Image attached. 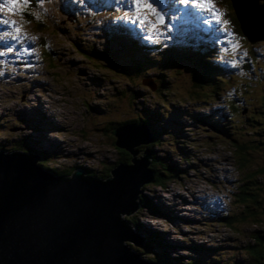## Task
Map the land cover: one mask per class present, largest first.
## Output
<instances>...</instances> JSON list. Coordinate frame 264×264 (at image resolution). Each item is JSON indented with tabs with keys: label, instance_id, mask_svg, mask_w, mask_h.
Listing matches in <instances>:
<instances>
[{
	"label": "rangeland",
	"instance_id": "1",
	"mask_svg": "<svg viewBox=\"0 0 264 264\" xmlns=\"http://www.w3.org/2000/svg\"><path fill=\"white\" fill-rule=\"evenodd\" d=\"M162 1H164L165 6L177 3L169 7L170 9H176L180 4L186 9L190 7L192 9L194 8L191 4V0H189L188 4L183 3L182 0H161V2ZM218 1L224 7L228 6L225 0ZM45 6L49 12V24L47 29L50 33H42L39 35L40 38L46 36L50 51L54 54L57 68L47 72L45 70V62L43 65H40L42 74H38L31 80L34 82L33 88L27 81L23 80L14 83L13 86H8L9 83L2 86L0 83V142L5 143L6 140L12 139L14 135H20L16 133L20 128L16 121L19 111H22L23 114V111L34 109L41 115V121L43 123L47 122V119H49V121L52 120L53 125L46 129V138L56 142L62 147L60 150L62 152V157H60V155L54 156V154L48 156L44 160L51 159L50 161H47V165L53 166L57 164L60 168H68L73 165H87L93 167L98 172H105V168L102 165L104 158H112L116 153L112 141L113 137L112 139L110 138L107 143L108 146L103 145L102 138L93 133V128L96 126L97 122L105 119L136 118L135 116L138 112V107L136 106V113L130 105L125 104V107H123L119 103V101L123 102V99L118 93H116V91L123 85L121 79L114 75L106 76L101 69L97 71L95 68L87 66L77 53L70 49L69 44L72 41H76L81 45L92 46L97 49L100 48L98 43H103V41L98 42L99 38H101V35L98 33L101 32L98 31V28H94L93 25L96 26L106 20H110L111 16L109 14H97L94 15L90 22H85L82 18L75 21L74 17H71L68 14H62L59 11L57 0L46 2ZM195 11L202 13L199 9H195ZM178 14V12H175V16ZM113 17L118 18L117 15H114ZM148 19L149 21L146 23L150 27L151 24L149 22L155 23V21L153 16H148ZM30 20L32 21V19ZM231 21L234 23L233 19H231ZM43 25H45V22ZM27 29L30 32L34 31L31 28ZM187 31H190V27H181L178 29L179 33H186ZM203 34L207 37L212 36L207 30H205ZM102 35L105 36L103 33ZM186 35H189V33H186ZM179 37L181 38L182 36ZM191 43L192 45L195 43V46L203 48L202 50H193L196 57L200 55L209 58L211 63H213L215 57L221 53V48L219 46L209 42L201 41V43H203L201 44L200 41L194 39ZM103 44L106 47L110 46L109 43ZM179 44L175 43V45L181 48V45ZM254 45L256 46V49L260 50L258 54L261 55L257 62L258 66L261 68L258 72V75L262 76L261 83L259 84L258 79H256L257 81L255 80L252 89L243 91L240 94L246 97V102H243L247 103V107H249L251 111H254V108L258 106L260 97H264V88H262L264 85V67L262 63L264 59V37H257ZM197 47L194 49H197ZM242 47L243 44L239 42V48ZM133 53L137 58H140L142 55L141 52ZM43 57H45V55H43ZM123 61L124 60L122 59V62ZM168 68V70L171 69L170 67ZM149 71L154 70L151 69ZM164 73H166V71H164ZM149 76H151L150 73L146 77ZM155 76V79L157 80L158 76ZM146 77L140 76V81ZM168 81L169 83L167 86L175 83H180V87L188 86L185 81L179 82L173 76L170 77ZM145 83H148V81H145ZM149 83L150 87H152L150 80ZM233 83L235 82L228 81L227 84L223 83L222 89L228 88ZM169 88L171 89V87ZM193 92L197 93L195 90ZM143 93L146 95L143 100V106L150 114L154 109L160 107L159 100L167 101V98L170 95L167 94L164 97L162 95H156L153 97L151 93L146 92V90H143ZM171 94H175V92H172ZM175 97L176 96H173L169 99L168 103L171 107H167V111H164L163 124L165 121H168L173 113L179 110H184L185 108L189 109V116H195L199 111L205 110V105H200L202 108L196 111L197 107L192 106L191 104V96H179L182 98L179 102L176 99L172 100V98ZM33 100L41 102L43 109L31 108L34 104ZM83 101L88 102L89 105L95 104L97 112L92 114L89 107H86V104H84ZM135 103L138 106L142 104L140 100H135ZM193 103L196 106H199L195 101H193ZM221 104V99L217 100L214 104V108L221 106ZM240 106H242V109H240ZM231 110L232 121L230 125H235L234 135L238 136L242 141H246L250 137L253 138V134H250V132L245 133V131L251 130L252 127L241 124L244 115L248 112L246 105L238 104ZM50 113L53 115L49 116ZM227 113V108L222 107L221 110L214 114L213 129L211 132H208L206 128H200V126L186 129L181 132L180 134L185 135L190 143H194V145L185 143L187 155L191 158L189 159L191 163L186 159L179 163L181 167L186 169L185 176L170 181L169 183H171L172 186L166 184L167 192L159 187H152L145 192L153 203H155L153 193L156 191L158 197L162 199L164 204L169 206V192H171L170 189H172L171 206L173 207L171 208L174 211L170 212V210L162 208L165 212H168L172 223H176V220H179L178 213H187L189 208L196 207V205H193L190 196L193 197L195 195H200L201 190L213 196L224 193L228 204L231 201L229 210L233 211L230 218H232L234 225H227L219 220L208 222L206 219H201L199 220V224H186L182 221L177 222L175 226H172L158 214H152V217L145 216V214L148 213L140 208H137L136 211L130 214V217L136 218L140 224H149L152 230L169 233L166 236V239L172 241L173 244L178 242L179 239H182L185 241L183 244L194 243L203 248L210 244H213L216 247H221L218 255H220L223 260L234 262L225 264H255L258 262V259L251 258L246 250L244 251V248L250 241V234L253 229L264 230V216H259L261 223H253L251 220L249 222L240 219V215L237 213V209L239 208L241 210V207L237 205L233 194L241 193V191L238 192L237 187L239 185L241 189L244 187L245 184H241V181H244L245 173L243 171L239 172V169L235 166L237 163L232 159V149L230 145L224 140L219 139L221 137L219 136L221 132L220 127L226 129L227 122L230 119V116L225 118L222 116ZM251 115L258 116L252 112ZM25 116L31 124L36 117V114L33 112H26ZM218 121L221 122L219 123ZM152 125L156 126L155 124ZM258 126L259 125H256L254 127ZM167 127L173 128L170 125ZM229 133L231 134V131H229ZM41 139L42 145L51 149L52 143L50 140H46L44 137ZM43 141L45 142L43 143ZM214 141L216 142L210 144ZM6 147L12 148L11 143H8ZM252 147H256V145L250 146L248 150L250 151ZM160 148L164 149L166 146H161ZM160 148L157 150L158 153ZM71 152L73 155H71ZM251 155L257 159L260 157V154ZM211 160L214 162L213 166L207 165L206 162ZM262 161H264V158ZM262 161L260 163H262ZM249 169L253 170L251 167ZM256 178L258 177L256 176ZM208 179L215 180L213 185L220 190L208 185ZM232 185L237 187L229 190ZM248 186L249 185H247V187ZM175 191L185 198L182 203H177L180 207H177L174 201L178 198ZM155 200L157 203L162 202L156 198V196ZM175 207H177L180 212H177ZM160 212H162L161 209ZM201 215L202 214H199L198 217L202 218ZM159 236H162V234ZM143 250L147 249L144 247ZM181 252L184 253L182 256L185 255V253H189V251L186 250H181Z\"/></svg>",
	"mask_w": 264,
	"mask_h": 264
},
{
	"label": "trees",
	"instance_id": "2",
	"mask_svg": "<svg viewBox=\"0 0 264 264\" xmlns=\"http://www.w3.org/2000/svg\"><path fill=\"white\" fill-rule=\"evenodd\" d=\"M225 1L228 5H230L229 0ZM256 6L259 7L262 6V4L258 2V4L256 3ZM28 12L29 11L26 10V14ZM31 19L32 21L30 20L31 24L29 27L34 31L47 29L44 27L42 20L34 18ZM232 19L234 25L238 27L240 22L238 23L234 17H232ZM189 38L191 37L189 36ZM189 38L180 40L170 37L169 41L176 42L178 44L181 43L179 45H181V48H184L186 51L190 46L194 51L203 49L202 47L195 46V44L192 45V43L188 45L187 43ZM73 42L74 49L76 48L77 53L81 57H84L87 66L93 67L97 71L101 69L106 76L114 75L121 79L123 85L116 91V93H118L123 99V102L119 101V103L123 107H125V104L130 105L132 109L135 110V113L136 106L138 107V112L135 116L136 118L130 117L129 119H105L96 123V126L93 128V133L102 138V144L108 146L107 143L114 135L112 132H114L116 128L122 127L121 125L125 126L130 124H141L146 129H148L149 132H151L150 141L144 145L139 144V146L136 148L137 151H140L141 153L143 152L144 148L149 151V163L147 168L152 171V177L147 183H143L142 186H140L141 195H138L136 202L139 204L140 209L145 210L150 215L158 214L160 216H167L168 212H165L162 209V212H160L159 205L153 203V201L146 195L145 191L151 189L152 187H163L170 181L185 176L186 169L181 167L179 163L184 161V159L191 163L189 160L191 158L187 155L185 143L194 145V143H190L185 135L180 134L184 130L192 128L194 125L181 121L176 117H170L168 121H165L164 124L162 123L164 111H167V107H171L168 103L169 99L173 96H176L175 98H172V100L176 99L179 102L180 99H182L179 96L188 95L192 98L190 100L192 106H196L193 103V101H195L197 104H199V106L196 107H201L200 105H205L212 100L218 99L222 95V90H225V88L222 89L223 83L227 84L228 81H234L235 85H230V90L228 92L229 95H232L228 106L230 105V108L233 109L238 104L246 105L248 112L244 115V119L241 124L252 127L251 130L245 131V133L250 132V134H253V138L250 137L246 141H242L238 136L234 135L235 125L232 124L226 129L220 127L221 132L219 136L221 137L219 139L224 140L230 145L232 149V159L237 163L235 166L239 169V172L243 171L245 173V179L244 181H241V184H245L244 187L241 189L240 185L238 187L232 185L230 187L231 189H229L232 190L237 187L238 192L241 191L240 194H233L235 196L237 205L241 207V210L239 208L237 209V213L240 215V219H243L244 221L250 222L251 220L253 223H261L259 216H264V161H262L264 158V97H260L258 106L254 108V111H251V109L247 107V103H245L246 97L244 95H240L241 92L252 89V85L255 83L256 79H258L259 84L261 83L262 76L258 75V72L261 68L257 64L261 55L256 52L255 47H248L249 50L246 56L243 58V62L240 64L234 74H227L226 69L223 66L218 74L220 76L214 77L218 72L215 69H220L218 55L215 57L213 66L211 65V61H209V58L200 56L199 53V56L196 57L194 51L189 52L186 56L184 53H181L177 55L175 59H170L167 57V55H169L167 50L169 45H171L169 42L163 44V51H160V48L158 47L155 56H146V59L131 58L128 63L125 61H117L105 52L85 47L81 44H78L76 41ZM44 43L45 42L42 44L44 51L48 55L53 54L49 47ZM195 47H197V49H194ZM238 57L239 54H234L231 58L237 59ZM52 58L54 59V57ZM175 61H185L186 64L179 67ZM262 63H264V59ZM168 67L171 69L168 70ZM151 69L154 71H149ZM164 71H166V73H164ZM148 72L151 74L149 77L153 82H151L152 87L144 83V80L149 78L146 77L149 74ZM155 75L158 76L157 80L155 79ZM140 76L146 77L142 79L144 84L142 83V80L140 81ZM172 76L175 77L179 82L185 81L188 86L180 87V83L169 84V86H167L169 83L168 80ZM169 87H171V89ZM262 88H264V85ZM143 90L151 93L153 97L156 95H162L163 97L167 94L170 95L168 96L167 101L159 100L160 107L154 109L150 114L143 106V100L146 96L143 93ZM194 90L197 93H194ZM172 92H175V94H171ZM240 99L242 101L239 103ZM135 100H140L142 104L140 106L136 105ZM84 104H86V107H89V110L92 114L97 112L95 109V104L89 105L88 102H84ZM240 109H242V106H240ZM179 111L182 114H186L184 110ZM251 112L258 116L256 117L251 115ZM191 120H194V118ZM152 124H155L156 126ZM168 125L172 126L173 128L167 127ZM256 125L259 126L254 127ZM204 127L205 126L202 128ZM229 131H231V134ZM115 141L116 139L113 142ZM8 142L11 143L12 148H7L5 147V143L0 142V151L3 152L10 149H17L32 153L37 156L44 168L51 169L50 171L58 176H68L74 169L80 168L83 170L84 176L105 180L109 175L108 172L110 169H112L117 163L128 160V158L132 156L127 150L115 147L114 145V149L116 151L115 156L112 158H104L102 165L105 168V172H98L93 167L87 165H73L68 168H60L57 166L60 168L58 169L56 167H46L45 164L47 161H50V158L46 161L44 160L50 156L49 153L43 149L37 148L34 143L26 140L24 135L16 134L15 138L8 139ZM215 142L216 141L211 142L210 144ZM253 145H256V147H252V149L249 151V147ZM161 146H166V148L161 149ZM109 147L112 148L111 146ZM158 148H160L159 153L157 152ZM60 154L62 153H54V156ZM251 154H260V157L257 159ZM60 157H62V155H60ZM261 161L262 163H260ZM250 167L253 170H250ZM256 176L258 178H256ZM247 185L249 186L247 187ZM230 206L231 201L229 202L228 207ZM226 212L227 211H221V216L218 218V220L227 225H231L233 224V220L230 218V215L233 213V211L229 210L228 214L225 215ZM207 214H210L209 211H207ZM126 220L128 227H131L135 232H138V234H140L144 239L145 249L152 251V245L154 241L156 242L159 247V251L155 254H152V256H142L146 259L155 260L158 262L156 264L234 263L232 261L223 260L220 255H218L220 252L215 251V247L208 248L211 251V254H205L204 248L194 243L187 246L189 249V253L187 255L190 257L178 255L175 258L176 262L171 261L167 251L168 244L161 240L159 232L141 227L138 224V220L136 218L126 217ZM263 243L264 230L253 229L250 234V241L244 248V251L246 250L251 258L258 259V262L255 264H261L262 257L264 255ZM197 252H199L198 255L196 254ZM191 253L193 256H191Z\"/></svg>",
	"mask_w": 264,
	"mask_h": 264
},
{
	"label": "clouds",
	"instance_id": "3",
	"mask_svg": "<svg viewBox=\"0 0 264 264\" xmlns=\"http://www.w3.org/2000/svg\"><path fill=\"white\" fill-rule=\"evenodd\" d=\"M50 1H53V0H29L26 6H21L16 11H9L7 6L0 8V21L4 19H7L9 21H15L17 25H20L22 27V30L19 34L21 39H20V42H18L16 40H13L11 36L6 35V32L11 31V29L8 26L4 25L3 23H0V52L5 53V55L0 56V83L2 86L8 83H9L8 86H13L14 83L20 80H23V81H27L28 84L32 86L33 88L34 82H32L31 80L34 79L38 74H42V71H41L42 69H40L41 68L40 65H43L45 62V67H46L45 70L47 72H50L51 70H54L57 68L54 55L53 54L48 55L43 49V45H42L43 42H45L44 44H46L50 49V46L48 45V41L46 40V36L40 38V35H39L42 33H50V31L48 29H44V30L30 32L27 29V28H30L29 26L31 24V21H30L31 18L42 20L43 23L45 22L44 27L48 28L49 12L46 9L45 3L50 2ZM214 2H215V6L221 12L224 13L223 18L229 21V26L231 28V31L235 34L236 39L243 44L242 48H239L235 51L230 52V59L226 55V51H225L226 37L223 35V33L216 31V25H213L211 22L205 23L206 17H205V14L203 13H199L195 10L193 12V9H190L186 12L185 9H181V4L176 9H170L169 7L177 3L171 4L169 6H164V5L159 6L157 4H154L153 6L157 9V11H159L161 15L164 16V23L159 24L157 28L153 30L152 33H149L147 30L149 26L146 23L147 21H149L148 16H153L154 21H156V17L154 15L147 14V20L144 25H140L139 21H134L133 17H134L135 9H134L132 0H57V3L59 4V11L62 14H68L69 16L74 17L75 21H78L80 18H82L84 19L85 22H90V20L94 17V15H97V14H102V15L109 14L111 16L110 20H106L96 26L93 25L94 28H98V31L101 32V33L97 32L98 34L101 35V38H99V40L96 38L98 42L103 41V43H109L110 46L106 47L101 42V43H98V45H100V48L98 49L92 46L89 47V46L83 45L85 47L91 48L93 50L105 52L110 57H113L117 61L122 62V59H123L126 63H128V61L131 58L139 59L134 55L133 52H141L142 55L140 59H146L145 58L146 56H150V57L155 56L158 50V47L160 48V51H163L164 50L163 44L169 42L171 45H169L168 47L167 53L169 55H167V57L170 59H175L177 55L184 53L186 56L189 52H193V50L191 46L187 48V51L184 48L178 47L177 45H175L176 42L169 41L170 37L183 40L184 38H189L190 36L191 38L188 39V43H187L188 45H190L192 40L196 39L200 42L201 41L209 42L221 48V53L218 54V63H219L220 69H215L218 72L214 76V77H218L220 76L218 75L219 71L221 70L223 66L225 67L227 74L229 73L234 74L236 70L238 69V67L240 66V64L243 62V58L246 56L244 55V53L247 54L249 50L248 47H252V46L255 47L256 52L259 53L260 50L256 49V46L254 45V43L256 42L257 37L259 38L262 36H255L256 39L253 42H250L248 40L247 36L243 34L241 24L239 23L240 20L237 16V12L235 10L232 0H229L230 5L226 7L220 4L218 0H214ZM258 2H260V4H263L264 0H256L257 4ZM26 10L29 11L27 14H26ZM175 12H178L179 14L175 16ZM20 13H23V15L21 16ZM114 15L115 16L117 15L118 18L113 17ZM37 16H39V18H37ZM232 17L236 18V20L238 21L239 23L238 27H236L234 23H232L231 21ZM181 27H184V28L190 27V31L186 32V33H189V35H186V33H179L178 29ZM205 30L210 32L212 36L210 37L205 36L203 34ZM102 33L105 36H103ZM179 36H182V37L180 38ZM73 43L74 42L72 41L69 44V47L75 53H77L76 48L74 49L73 47ZM10 47L13 49V51L8 50ZM24 49H27L28 51L25 52L23 51ZM234 54H239V57L237 59L231 58ZM43 55H45V57H43ZM77 55L86 63L84 57H81L78 53ZM52 57H54V59ZM240 60H242V62L238 65ZM233 61H235V63H233ZM175 62L177 65H179V67L184 66L186 64L185 61H175ZM214 62L211 64L212 66L214 65ZM263 67H264V63H263ZM149 80L152 82V79L149 77L144 80V83L145 81H148L149 83ZM36 83H41V82H36ZM142 83H143V80H142ZM147 85L150 86V83ZM231 85H235V83ZM229 90H230V86L228 88H225V90H222V95L218 99H215L209 103H206L204 106L205 110L199 111L195 116H189L188 111L190 110L185 108L184 111L186 112L187 115L180 113V111H177L172 114L171 118L176 117L181 121H184L188 124H192L194 125L192 126V128H196L197 126H200V128H202L203 126H205L204 128H206L208 132H211V130L213 129L214 114H216L219 110H221L222 107H226L228 113L223 114L222 116L224 118L227 116H230V119L227 122V128H229L231 126L230 123L232 121V117H231L232 110L230 108V105L228 106V103L230 102V98L232 97V95L228 94ZM219 99H221L222 101L221 106H217L216 108H214V104ZM33 101H34V104L31 106V108L43 109L42 103H40L39 101H35V100ZM241 101L242 100L240 99L239 103ZM201 108L202 106L197 107L196 111H198V109H201ZM26 112H33L34 114H36V117L34 118L31 124L29 123L28 118L25 116ZM51 115L52 114L50 113L49 116ZM193 118L194 120H191ZM16 121L20 127L16 133L24 135L26 137V140L34 143V145L37 148L47 151L49 155H52L54 153H61L60 151L62 149L61 145L46 138V129L47 127H50L51 125H53L52 120L49 121V119H47V122L43 123L41 121V115L36 110L28 109L26 111H23V114H22V111H19L16 117ZM218 122L220 123L221 121H218ZM42 137L53 142L55 144V147L52 149H49L43 146L41 143ZM112 137H113L112 141H114L116 137L114 135ZM13 138H15V135ZM8 143H9L8 140H6L5 147ZM114 143L115 142H113V144ZM140 144L144 145V143H140ZM138 146L139 144H137L136 146H133V149L137 151L136 148ZM7 148H10V147H7ZM14 151L23 152L25 154H32V153H28L26 151L17 150V149L15 150L10 149L8 151H3V152H14ZM71 155H73L72 152H71ZM142 155H143V152L141 153L140 151H137L134 157L136 159H139L142 157ZM131 157L128 158V161H121V162L132 164V162L130 161ZM37 161H35V164L38 167H40L44 171L51 173L52 176L54 175L57 177H68L69 178L71 177L74 170L79 169V168L74 169L72 173L68 176H60V175L58 176L52 173L50 171L51 169L44 168L39 162L40 161L39 159H37ZM206 163L209 166H213L214 164L212 160L207 161ZM206 163H202V164H206ZM45 165L46 167H50V168H55V167L58 168L57 164L53 166H50L47 164ZM82 175L84 176L83 170H82ZM84 177H88V176H84ZM110 177L111 176L109 174L106 179H111ZM197 181H200V180H197ZM214 181L215 180L213 179H208L207 184L219 189L218 187L213 185ZM168 184L172 186L171 183H168ZM140 186H142V184ZM140 186L138 190V195L140 194ZM166 186L167 185L165 184L163 187H159V188H162L167 192ZM172 193L173 191L169 192L168 200L170 201V204L169 206H166L164 202L162 201V199L158 197L157 192L155 191L153 193L155 204L157 203L155 200V196H156V198L162 201V202L157 203L160 209L166 208L173 212L174 210L171 208L173 207L171 206L172 205V202H171ZM176 194L178 198L174 201L177 207H180V205L178 204L182 203V201L185 200V198L184 196L180 195V193L176 192ZM137 197L134 198V202L136 204H137L136 202ZM190 197L192 199L193 205H196V207L189 208L188 209L189 211L187 210V213H181L180 211H178L177 207H175L176 211L180 212L178 213L179 220H176V223L171 222L170 220L171 218L169 214L167 216H162V218L165 219L167 222H169L172 226H175L177 222H182V221L185 222L186 224H191V223L199 224V220L201 219H206V221L208 222H214V221H217L218 218L221 216V211H227L225 215H227L229 212V207H228L229 204L226 200L224 193L213 196L201 190L200 195H196L193 197L190 196ZM137 208H139V204ZM136 209L134 211H136ZM134 211H132L128 215L121 214V217L124 219L126 224H127L126 217H130V214H132ZM207 211H209L210 214H207ZM199 214H202L201 215L202 218L198 217ZM145 216L152 217L150 214H145ZM138 224L141 227L151 229V226L149 224H140V223ZM130 230L141 238L142 245L135 246L129 242L128 243L125 242V244H127L128 247H130L132 250L138 253L141 259L155 261L151 259H146L142 256H147V255L152 256V254L157 253L159 251V247L156 244V242L154 241L152 245V248H153L152 251L148 249L143 250L144 244H145L144 239L142 238L140 234H138V232H135L131 227H130ZM159 233L162 234V236H160L161 240L165 241L166 244H168L167 251H168V255L170 256L171 261L176 262L175 258L178 255L182 256V254H184L181 252V250L189 251L187 246L192 243L183 244L185 243V241L182 239H179L178 242H175V244H173L172 241L166 239V236L169 233H166V232H159ZM182 247H185V248H182ZM210 247H215L216 252L218 251L220 252L221 250V247H216L213 244H210L209 246L204 248L205 254H211V251L208 249ZM192 253H191V256H193ZM196 254L198 255L199 252H197ZM183 256L190 257L186 253Z\"/></svg>",
	"mask_w": 264,
	"mask_h": 264
},
{
	"label": "water",
	"instance_id": "4",
	"mask_svg": "<svg viewBox=\"0 0 264 264\" xmlns=\"http://www.w3.org/2000/svg\"><path fill=\"white\" fill-rule=\"evenodd\" d=\"M114 136L132 164L118 163L106 180L84 177L80 169L69 178L52 176L35 164L36 155L0 152V264L157 263L125 244L141 246L142 240L121 217L137 208L139 186L152 177L149 151L136 159L133 149L149 142L150 133L130 124Z\"/></svg>",
	"mask_w": 264,
	"mask_h": 264
},
{
	"label": "snow or ice",
	"instance_id": "5",
	"mask_svg": "<svg viewBox=\"0 0 264 264\" xmlns=\"http://www.w3.org/2000/svg\"><path fill=\"white\" fill-rule=\"evenodd\" d=\"M29 0H0V8L7 6L9 11H16L21 6H26ZM161 0H132L134 5V21H139L140 25H144L147 20V14L154 15L156 17L155 23H151V26L147 29L149 33H152L154 29L157 28V25L164 23V16L161 15L159 11L153 6L154 4L160 3ZM183 3L188 4L189 0H182ZM191 4L194 6L193 12L195 9L201 10L205 14V23H214L216 25V31L223 33L227 38V43L231 45L230 49H225L228 51H235L239 48V41L236 39L235 34L231 31L229 26V21L224 19V13L221 12L216 6L214 0H191ZM146 10V11H145ZM186 12L188 10H185ZM21 16L23 13H20ZM39 18V16H37ZM4 25L8 26L11 31L6 32V35L11 36L13 40L20 42V32L22 27L17 25L15 21H9L4 19L0 21ZM151 38V37H149ZM9 51H13L10 47ZM23 51L27 52V49ZM5 55V53L0 52V56ZM246 55V53H244ZM235 63V61H233Z\"/></svg>",
	"mask_w": 264,
	"mask_h": 264
},
{
	"label": "bare ground",
	"instance_id": "6",
	"mask_svg": "<svg viewBox=\"0 0 264 264\" xmlns=\"http://www.w3.org/2000/svg\"><path fill=\"white\" fill-rule=\"evenodd\" d=\"M232 1H233L235 10L237 12V16L240 20L242 30L245 33V35L247 36V38L251 41L250 38L255 37V36H261L260 34H264V3L262 4V6L258 7V6H256V0H232ZM157 5H159V6L164 5V1L157 3ZM188 9H192V8L190 7ZM201 44H203V43H201ZM147 84H149V83H147ZM46 140H48V139H46ZM44 142L45 141H43V143ZM51 143H52L51 144V149H52L55 147V144L53 142H51ZM170 190L172 191V189H170ZM170 212H172V211H170ZM261 264H263V263H261Z\"/></svg>",
	"mask_w": 264,
	"mask_h": 264
},
{
	"label": "flooded vegetation",
	"instance_id": "7",
	"mask_svg": "<svg viewBox=\"0 0 264 264\" xmlns=\"http://www.w3.org/2000/svg\"><path fill=\"white\" fill-rule=\"evenodd\" d=\"M231 48V45H229L228 43H226L225 45V49H230ZM230 52L231 51H228L226 52V55L228 56V58L230 59ZM242 62V60L239 61L238 65ZM235 69V68H234Z\"/></svg>",
	"mask_w": 264,
	"mask_h": 264
}]
</instances>
